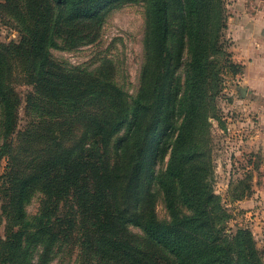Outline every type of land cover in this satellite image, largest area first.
Instances as JSON below:
<instances>
[{
	"label": "trees",
	"instance_id": "16d2710c",
	"mask_svg": "<svg viewBox=\"0 0 264 264\" xmlns=\"http://www.w3.org/2000/svg\"><path fill=\"white\" fill-rule=\"evenodd\" d=\"M123 1L0 0L21 35L19 42H0V158H8L0 174V264H50L58 243L76 231L83 252L103 264H264L253 231L228 226L231 214L210 182V141L201 133L208 122L209 138L219 69L230 56L224 0H144L147 60L132 99L107 79L83 80L53 62L58 39L70 46L95 40L106 11ZM186 48L183 79L176 71ZM15 60L32 85L29 112L58 120L69 112L87 115L74 144L52 135L48 152L36 158L17 151L14 140L23 131L22 98L9 80ZM127 123L114 157L112 140ZM168 153L166 169L157 172ZM154 188L163 193L169 220L157 217ZM37 191L44 198L31 219L27 206Z\"/></svg>",
	"mask_w": 264,
	"mask_h": 264
},
{
	"label": "rangeland",
	"instance_id": "374dc122",
	"mask_svg": "<svg viewBox=\"0 0 264 264\" xmlns=\"http://www.w3.org/2000/svg\"><path fill=\"white\" fill-rule=\"evenodd\" d=\"M224 1L227 8V27L223 30L224 50L230 54L227 59L233 62L234 67H231L230 63L226 61V57H223L218 77L220 92L217 97L216 116L208 120L210 123L209 138L206 137L208 122H205V128H202L201 133L205 140L207 138L210 141L213 165L210 182L213 184L215 193L221 196L231 214V219L228 222L229 228L236 230L238 226H247L251 229V222L249 219L247 220L245 214L247 209L242 208L239 201L253 196L254 186L263 176L261 167L263 160L259 155L260 151L253 150L250 155L249 149L243 145V139H246L245 134L248 129L253 130L259 127L261 112L245 108L249 97L241 95V87L246 85L239 78L243 72V65L235 62L233 58L231 47L235 39L229 32L230 17L249 1ZM255 3L264 7V0H250V5L253 6ZM146 37V2L144 0H125L114 4L106 11L95 40H87L70 46L60 38L57 40L58 45L51 48V57L59 68L78 75L83 80L94 76L109 80L127 92L132 99L131 97L136 96L142 85L147 60ZM20 39L21 35L15 18L0 10V42L8 44L19 42ZM237 40L239 39L237 38ZM188 59L189 49L186 48L182 57L183 66L181 65L176 71V74L183 79L185 76L184 64ZM161 68L159 76H162L167 68V63ZM25 71L26 68L21 66L20 61L15 60L9 80L22 98L19 129L23 132L28 130L30 133L29 137L24 136L23 132L18 133L14 140L17 151L20 152L23 159L27 160L48 152L52 145L50 137L52 135L63 137L65 144H74L85 134L86 124L89 120L85 113L76 115L74 112H69L65 118L58 120L48 117L46 111L29 112L26 108V94L32 89V85L28 83ZM256 99L258 98L256 97ZM130 117L132 118V116ZM127 131L128 123L124 125L120 134L113 138L111 153L114 157L117 154L118 138ZM3 142L0 106V147ZM169 159L170 153L167 154L164 163H159L156 166V171L166 169ZM7 165L8 158H0V174L5 172ZM249 165L252 167L249 168ZM153 191L155 192L157 217L161 221L169 220L170 215L162 191L159 188H154ZM241 194L245 195L239 199L238 195ZM43 198V193L37 191L27 206L29 218L33 219L39 213ZM4 228L5 221H0V234L4 233ZM132 229L142 233L140 228L132 227ZM78 235L79 232L76 231L70 239L58 243L50 264H103L95 255L83 252ZM261 250L264 254L263 249Z\"/></svg>",
	"mask_w": 264,
	"mask_h": 264
},
{
	"label": "crops",
	"instance_id": "0c3cea01",
	"mask_svg": "<svg viewBox=\"0 0 264 264\" xmlns=\"http://www.w3.org/2000/svg\"><path fill=\"white\" fill-rule=\"evenodd\" d=\"M248 1L230 17L229 32L235 39L231 47L233 58L243 65L239 78L246 85L245 96L249 97L245 108L261 112L259 127L248 129L243 145L249 149L250 155L253 150L260 151L263 176L254 186L253 196L240 200L239 203L242 208L247 209L246 218L251 222L258 247L264 251V7L257 3L252 6ZM250 167L252 166L249 165Z\"/></svg>",
	"mask_w": 264,
	"mask_h": 264
},
{
	"label": "water",
	"instance_id": "95a60500",
	"mask_svg": "<svg viewBox=\"0 0 264 264\" xmlns=\"http://www.w3.org/2000/svg\"><path fill=\"white\" fill-rule=\"evenodd\" d=\"M246 91H247L246 87H241V94L243 97L245 96Z\"/></svg>",
	"mask_w": 264,
	"mask_h": 264
}]
</instances>
